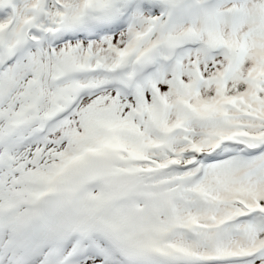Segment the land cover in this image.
Returning <instances> with one entry per match:
<instances>
[{"label":"snow or ice","instance_id":"6c2138e0","mask_svg":"<svg viewBox=\"0 0 264 264\" xmlns=\"http://www.w3.org/2000/svg\"><path fill=\"white\" fill-rule=\"evenodd\" d=\"M0 264H264V0H0Z\"/></svg>","mask_w":264,"mask_h":264}]
</instances>
